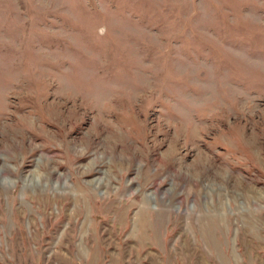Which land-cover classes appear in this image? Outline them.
Instances as JSON below:
<instances>
[{"label":"rangeland","instance_id":"rangeland-1","mask_svg":"<svg viewBox=\"0 0 264 264\" xmlns=\"http://www.w3.org/2000/svg\"><path fill=\"white\" fill-rule=\"evenodd\" d=\"M0 264H264V0H0Z\"/></svg>","mask_w":264,"mask_h":264}]
</instances>
